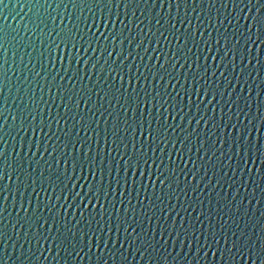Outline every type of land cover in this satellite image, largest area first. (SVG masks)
<instances>
[{
    "label": "snow or ice",
    "instance_id": "snow-or-ice-1",
    "mask_svg": "<svg viewBox=\"0 0 264 264\" xmlns=\"http://www.w3.org/2000/svg\"><path fill=\"white\" fill-rule=\"evenodd\" d=\"M27 3L37 8L34 17L29 18V23L32 25L29 34L35 33L41 37V44L47 52V56L44 52L39 54L41 71L45 72L46 76L55 72L52 79L46 81L49 93H51L53 87L58 91H62L64 95H61V101L63 102L66 96L72 107H69L68 103H64L63 107L66 111L53 116L50 110L51 106H48L49 110L47 116H45L41 103L47 105L48 102L44 100L43 95L39 98L36 97L31 87L33 80L28 79L27 76L23 78L17 76L15 87L18 95L4 94L6 87H12L9 76L12 65L8 63L4 53H7L8 47L12 45L15 37L9 39L10 34L5 29L0 28V121H2L0 122V264H6L5 258L14 260L15 264H33L34 261H39L41 257L47 259L46 253H51L53 258L60 256L61 253L64 254L65 259L67 257H79L80 252L84 251L85 248L88 249V252H91L93 245L102 254L106 249L110 253L113 264H116L117 253H119L120 264H129L128 255H132L135 259L137 254L141 258L147 254L152 264H157L159 260H166L169 256L172 257L173 261L178 259L187 261V258L191 255L198 261L199 253H203L207 257L209 252L213 257L219 252L220 260L224 264H229V261H231V264H237V258L243 259L245 256L249 258L255 256L260 259L261 264H264V220L259 222L258 233L253 231L252 229H255L256 225L251 223L250 208L244 206L243 197L237 200L240 187L246 186L243 179L244 174L247 173L249 177L252 175L249 165L256 166L257 160L260 161L261 165H264V142H262L264 137L260 135L261 129H264V111H261L264 108V101H257L256 115H252V104L250 103L254 87H260L256 85V77L252 73L256 71L259 75V72L264 71V61H261L258 56H253V49L259 50L257 42L264 44V11H261V9H264V0H247L246 3L245 0H68V3H71L73 8L79 9L81 14H83L84 8L88 9L92 23L88 24V17L84 18L87 31L82 30L79 24L75 22L80 17H76L72 21L73 27L56 30L58 27L55 25L56 17L52 15L49 9L56 11L57 8L63 6L66 10L67 3H65V0H27ZM53 4H56V8H53ZM229 4L232 5L231 9L228 7ZM241 4L248 8V13H252L251 16L244 12V8L240 7ZM0 5H4V0H0ZM121 5L126 9L131 7L139 9L143 5L144 10L140 12V16L148 20V30L145 31L144 20L137 17L136 27L138 32L134 36L129 25L124 23L123 20H119V13H116L117 20L123 27L118 31H113L112 29L116 27L117 20H113L111 9H120ZM189 5L200 6L201 12L205 8L208 9L206 13L207 24L203 19H200V13L196 14V19L200 25L197 31L191 30L192 19L187 10L184 12V18H173L171 11L173 7L176 9L178 17L181 6L187 9ZM256 5H259V7H256ZM4 6L7 7V5ZM253 7L256 8L255 13L252 12ZM93 8L99 9L100 22L107 29V34L101 31L97 35V32L92 31L94 27L99 28L96 12L92 10ZM214 8L217 12L215 21L211 15ZM221 8L224 9V13L220 12ZM40 9H43V11H40ZM149 10L151 11V19L148 17ZM192 12H196V7H192ZM124 15L127 17L128 12L126 11ZM132 16H136V11L132 12ZM221 16H223V19H221ZM63 19L61 17L62 22ZM69 19H72L71 16H69ZM153 19L155 24L159 26L155 31L151 27ZM49 21L52 22L51 30H49ZM109 24L112 25V28L108 27ZM165 24H167V28H165ZM177 24H180L184 30L181 31L177 28ZM209 28L216 33L214 40L216 53L222 52V54L219 56L215 54L204 55L203 65L200 63L201 56L199 55L189 63L191 57L188 56V53L192 52L193 47L197 48L198 51H203L197 42V36L203 38L205 29ZM221 28L224 30L221 31ZM161 29H164V31H161ZM25 30L28 31L27 25ZM126 31L127 35L125 34ZM165 31L177 42L176 50L171 55L163 53L164 60L160 61L161 54L156 47H152V52H157L155 59L159 62V67L153 65L152 68H155V71H153L152 68L145 65L148 72V75H145L137 66L138 74L131 73V64L125 65L124 61L128 60L129 57L135 60L136 56H139L143 62L145 55H148V59L151 61L153 57L149 55V49L144 46V41L147 39L149 45H151L154 38L155 43L159 45L162 38L171 43L172 41L165 35ZM212 31L208 32L209 38L212 37ZM149 33H152L151 37H149ZM157 33H159L158 36ZM254 35L255 38H253ZM45 36L47 40L44 39ZM136 36H139L140 39L135 46L142 49L143 54L137 52L136 56H133L132 52L129 51L125 55L123 45L125 42L131 45ZM202 42L207 47L208 53L211 54L212 45L208 40H202ZM190 43L191 47L189 46ZM84 45H87V47H84ZM14 47L19 50L22 47H29V45H22L18 42ZM81 48H83L85 65H89V61L93 60V57L87 54H96L97 49H100L98 57L89 67L85 68V75L91 80L92 75L95 74L100 83L108 81L111 77V82L106 88H97L93 85V88L89 89L85 85L80 89L73 90L76 80L83 81L84 79V76L80 74V68L73 67V60L77 65L80 64ZM71 49H76L75 56H73ZM63 50H68L67 67L63 63L65 56H57V53H62ZM16 54V52L13 53L14 56ZM24 55H29L28 63L30 64L33 63V58L30 53L20 55L19 64L27 69ZM57 59L61 61L59 70L56 68ZM101 59H103V64L100 63ZM181 59H183V63H181ZM254 59L260 65L259 69L252 63ZM209 60L215 62V67L212 68L211 72H209ZM45 61H47V64ZM13 63H15V60H13ZM49 64L51 65L50 68L48 67ZM165 64H168L169 67H165ZM178 64L180 68L187 66V69H192L193 80L199 84V87H193L191 91L184 90V94L189 101L187 112L183 107L184 101L180 98V91L176 90L175 86L170 83L173 79H176L174 73L178 70ZM97 65L100 66V70L93 73L90 69H97ZM193 65H195V69H193ZM105 66H107L109 75L101 76L100 72L104 70ZM125 67L129 69L128 87L132 88L131 92L127 91L123 83ZM34 68L35 65H33V71ZM201 68L202 71H196V69ZM69 70L72 72L71 75H69ZM61 71H63V75L60 74ZM113 73L119 75L121 81L119 87H116ZM217 73L219 77L223 78V91H219L221 84L218 79H216L214 87L206 86L213 84L210 77L216 78ZM149 75L152 77V81L160 84V88H163L164 91L162 92L155 87L150 91L148 88L142 87L143 96H141L140 91L132 86V79L135 77L136 81L143 80L144 83L151 84L152 81L148 79ZM184 75L187 80V71ZM35 76H40V72H35ZM46 76L42 79H46ZM165 76L168 77V82L161 84L160 82L165 80ZM65 78L72 83L73 88H67L56 83L57 79L63 81ZM233 80H235V83H233ZM261 83L264 84V81H261ZM20 85H24V87L21 88ZM36 86L40 88L42 93L44 86L40 85L38 81ZM170 87L175 95L168 91ZM122 89L124 91H121ZM93 92L97 97L96 102L92 101ZM260 92H264V87H260V91L256 92L257 97L260 96ZM193 95L197 98L194 105L195 112L192 111L193 105L191 103ZM217 95H219L220 100H223L221 112L224 114L221 116L220 122L216 121L214 115L208 116L209 111L211 110L214 113L217 105L220 104ZM25 96L27 97V103L24 100ZM208 96L211 98L205 103L204 97ZM226 96L227 99H225ZM9 99L17 103L20 119L18 128L15 123L10 124L8 116L4 115L7 109L11 107ZM242 100L244 101L243 105H241ZM53 103H55L54 98ZM105 104H107V107H105ZM29 105L31 106L29 107ZM178 105L180 106L178 107ZM209 105H211V109H209ZM225 108L228 109L227 113L224 112ZM73 109H75V112H73ZM169 109H171V112L180 115V120L182 122L186 120V123H168V116L165 113L171 115ZM25 112H27V115H25ZM98 112L99 116H97ZM18 116L12 115L11 121L15 122ZM77 116L80 117L79 120L76 119ZM38 117L39 121L37 120ZM101 118H103L105 125L103 129V148L101 147ZM171 118L173 121L176 119L175 116ZM61 119L65 122L71 119L73 121L72 129H76V125H79L75 135L79 137L80 132L84 133L85 140L79 141L82 148L87 142L88 133L91 129L95 137V147L89 142L87 143V149L81 155L72 156L71 152L66 150L69 148V144L75 150L78 141L72 139L73 133L71 130L64 131V129L59 128ZM257 119L259 125L254 123ZM202 122L204 127L216 129V133L208 132L205 134L204 139H201L197 127ZM25 124L32 128L34 134L37 128L44 132L45 127H47L48 132H52V125H57L59 131L65 137L64 140H61L60 136H56V133L52 132V136H55L56 140L64 145V149L58 152L59 158L53 156V152H57L58 146L53 147L51 152L48 147H43V151H41L42 145L39 142L32 141H29L27 145L21 141L19 147L13 144L12 151L9 152L6 148L7 140L5 139V136L11 135L8 129L15 128L19 133L24 130ZM177 128L180 129V132L186 134L183 139L177 133ZM223 130H227V132ZM48 132H44V135L48 140H51L52 136H49ZM253 132L257 133L255 137L252 135ZM193 135L197 138L196 159L194 160L192 155H189L188 159L185 160L183 150L187 148L188 153L193 152L192 147H189L191 144L189 137ZM213 136H215L214 139ZM109 144L112 147H108ZM113 152L116 153L119 160L116 159V156H113ZM45 153L51 157L52 162L44 160L46 168L41 167L37 175L33 164L39 166L40 160H34L33 158L39 155L40 159H43ZM89 153L94 154L90 155ZM173 153H175V157ZM25 158H27V168L25 167ZM165 158L168 164H165ZM176 158L184 164V167L179 165L170 166L175 164ZM69 159H71V165H69ZM197 160L200 161L199 166L196 163ZM149 161H151V165ZM61 163L64 165L62 169ZM189 163L192 165L191 168H188ZM153 165L155 166L154 169L152 168ZM69 167L71 171H69ZM142 167L148 172L147 182L143 179L133 178L136 177L137 172H139L140 177L144 176V172L140 171ZM210 168L212 176L216 178L214 184L212 179L209 178ZM77 170H79V174ZM86 171L87 175H85ZM114 171L115 175L113 174ZM122 171L123 175H120ZM257 171L261 177V183L264 184V167H258ZM45 172H47V175ZM229 172L232 175H229ZM237 172L241 174L239 178H237ZM13 176L16 178L14 181ZM88 177H91V180ZM181 177H183V188L180 187ZM5 178L16 185V193L21 197L18 208L15 196L9 201V195L6 193L11 194V188L2 183ZM205 178H208L205 184L208 192L205 194L209 196L217 188L223 191L224 184L229 181H231L228 184L229 188L236 187L231 194V199L225 195L221 198L223 203H221V200L216 201L217 207L215 209L210 207L205 211L203 201H199L201 211L197 212L195 219H193L192 214L188 212V208L190 207L193 211H196L195 203H188L185 206L180 202V196L183 194L186 199L190 200L188 190H191L199 197L201 193H204V189L200 188V183ZM193 180H196L195 185L192 184ZM77 181H86L87 189L83 192L78 191V186L83 189L84 185L83 183L78 185ZM252 182L255 184V180ZM149 183H151L154 190L155 201L147 196ZM157 184L160 185L159 195L155 193ZM173 184H175V187H173ZM37 185L40 191L45 193L50 188L53 191L59 188L61 196L56 197L59 209H64L65 203L72 207V202L79 200L80 203L75 204V207L81 209L80 219L73 223L72 220L75 217L73 216L70 219L66 209L63 215H52V209L56 205L52 204L50 198L47 203H43V207H41L42 202L39 199L33 205L31 198H29L26 206L24 195L27 193L28 188H32L33 193L38 197ZM136 185H139V187H135ZM209 185H211L210 188ZM255 187L260 188L262 200H264V188L260 185H255ZM141 189H143L145 198L148 200L147 205L140 199ZM126 191L128 193L127 204H125L124 199ZM133 191L136 193V205L132 203L131 192ZM220 191L216 192L217 196L220 195ZM65 193L68 194L65 195ZM117 193L119 194L121 208H117L115 200L109 199L110 196L117 197ZM101 198H103V203ZM174 198L177 203H180L183 212L187 214V223H185V218L180 215V210L177 209L176 204L171 203ZM252 199H255L254 195L249 199V205H251ZM165 200L170 203L165 205ZM84 201H88V203L85 204ZM93 201H95V204L92 203ZM9 203L18 213L14 222L5 220V214L10 215L8 213ZM105 204L109 207H105ZM211 204L212 201L209 199V205L211 206ZM81 205H83V208L91 205L92 209H96L99 205V210L96 214H92L90 211L89 219L84 220ZM159 205L165 206L159 207ZM30 208L31 212L29 213ZM109 208H111V211ZM157 209L165 218L164 222L161 221V216L156 215ZM20 211H23L26 215L20 216ZM150 212L151 215H149ZM169 213L173 215L169 216ZM252 215L254 216L255 213H252ZM201 216H203V219H201ZM260 216L264 217V211L260 212ZM105 217H107L106 221ZM176 217H179V221ZM153 218H155L159 232L151 228ZM145 220L148 221L149 225L147 229L144 227ZM102 221L105 222L102 223ZM205 221H207V224ZM78 225L81 226L77 227ZM54 226L55 232L53 231ZM122 226L123 232H121ZM9 228L11 231H9ZM84 228H87V231ZM129 228H131V232H129ZM137 228H139V231H137ZM221 241H223L222 244ZM169 242H171V247H169ZM110 244L111 247H109ZM117 244L119 247H116ZM43 245L48 246L44 247ZM101 245H103V248H101ZM194 245L195 252H193ZM128 249L132 251L127 252ZM102 260L103 255L97 258V264H100Z\"/></svg>",
    "mask_w": 264,
    "mask_h": 264
},
{
    "label": "water",
    "instance_id": "water-1",
    "mask_svg": "<svg viewBox=\"0 0 264 264\" xmlns=\"http://www.w3.org/2000/svg\"><path fill=\"white\" fill-rule=\"evenodd\" d=\"M247 2V0H245V3ZM65 3H67V9L65 10L63 8V6H61L60 8H57L56 11H52V9H49L50 12H52V15L54 17H56L55 20V25L58 26L56 28L57 31H59L61 28H71L73 27V23L72 21L75 20L76 17H80L79 20H75L76 23L79 24V27L84 30L87 31V28L85 26L84 23V18L88 17V24L92 23V20L90 18V14L88 12L87 8H84L83 14H81L80 10L77 8H73L71 3H68V0H65ZM4 5H7V7H5ZM4 5H0V28L5 29L10 35H9V39H12L13 37H15V40H13L12 45H10L8 47V51L7 53H4V55H6L7 59H8V63L10 65H12V70L9 71V76L11 78V88L6 87L4 89V94L5 95H18L16 92V87L15 85L17 84V76H20L21 78H23L24 76H27L28 79L33 80V85L31 86L33 88V91L36 94V97L39 98L41 95H43L44 100H46L48 102L47 105L41 103V108L44 110V115L47 116L49 107L51 106V113L53 116H56L57 113H64L66 110L63 107L64 103H68L69 107H72L71 102H69L67 100V97L65 96L64 101H61V95H64V93L62 91H58L55 87L52 88L51 93H49L48 90V85L46 81H50L52 79V75H55V72L48 74L46 76L45 72L41 71L40 68V52H44L45 56H47V52L44 49V47L41 44V37L37 36L35 33H32L31 35L29 34L31 32L32 29V25L31 23H29V18L30 17H34V15L37 13V8L32 7L31 4L27 3V0H4ZM23 5V7H22ZM91 7V5H89ZM192 7H196V12H192ZM217 7H219V5H217ZM229 9L232 8V5L229 4ZM241 8H244V12L248 13V8L244 7V4L240 5ZM256 7H259V5H256ZM53 8H56V4H53ZM165 8H167V6H165ZM93 11L96 12V16H97V25H99V28H93L92 31L97 32V35H99V33L101 31H103L105 34H107V29L104 28V26L101 24L100 22V11L97 8H93ZM144 10V6L141 5V7L139 9H136L134 7L131 8H125L123 5H121L120 9H116V8H112L111 11L113 13V20H117V16L116 13H119V20H123L124 23L128 24L129 27L132 30V34L135 36L136 33L138 32V28L136 27V19L137 17H139L141 20H144V27H145V31L148 30V20H146L143 16H140V12ZM185 10L188 11L190 18L192 19V26H191V30L192 31H197V29L200 27L199 25V21L196 19V14L200 13V19H203L205 24L208 23V20L206 19V13L208 12V9L205 8L203 12H201V8L200 6H196V5H189L187 7V9L184 8V6H181L180 12H179V16L177 17L176 14V9L175 7H173L172 14H173V18L174 19H182L184 18V12ZM40 11H43V9H40ZM105 11H107V9H105ZM128 12L127 17L124 15L125 12ZM136 11V16H132V12ZM256 8L253 7L252 8V12L255 13ZM261 11H264V9H261ZM221 13H224V9H220ZM57 13H59V15H57ZM226 14V13H225ZM252 13H248L249 16H251ZM211 15L213 17V20L215 21L217 12L216 9H212L211 11ZM69 16H71V20L69 19ZM61 17H63V22L61 21ZM148 17L149 19H151V11L149 10L148 12ZM221 19H223V16H221ZM119 20H117L116 23V27L114 29H112L113 31H118L120 28L123 27V25H121L119 23ZM163 23V21H162ZM225 23H227V21H225ZM243 23V21H242ZM27 25L28 31L25 30V26ZM217 26H219L217 24ZM109 28H112V25L109 24L108 25ZM151 27L153 29V31H155V29L157 27H159L158 25L155 24V20H152L151 23ZM167 24H165V28H167ZM52 28V22L49 21V30H51ZM177 28H179L181 31H183V27L180 24H177ZM224 29L221 28V31H223ZM161 31H164V29H161ZM212 31L210 28L209 29H205V36L203 38H200L199 36H197V42L200 45V48L203 51H198L197 48L193 47L192 48V52L188 53V56L191 57L189 63H191L193 60H195V57L197 55L201 56V65L204 64V60H203V56L204 55H217L219 56L221 53H216V45L214 43V40L216 38V33L215 31H212V37L209 38L208 37V32ZM255 32V30H254ZM125 34L127 35V31L125 32ZM149 37L152 36V33L148 34ZM159 35V33H157V36ZM165 35L168 36V39L171 40V43H168V41H165L164 39L161 38L159 45H157L155 43V39L153 38L152 44L149 45L148 40L145 39L144 41V46L148 47L149 49V55H151L153 57V59L151 61H149L148 59V55L144 56V61L142 62L139 58V56H136L137 52L142 53V49L140 48H136V42L140 39L139 36H136V39L133 40V43L131 45L127 44V42H125V44L123 45V48L125 49V55H127V53L129 51L132 52L133 56H136V59L133 60L132 57H129L128 60L124 61L125 65L131 64V73H137V66H139L140 71L144 72L145 75H148V72L145 68V65H148V67L152 68L153 65H155L156 67H159V62L155 59V57L157 56V52H152V47H156L158 49V52L161 54L160 55V61L164 60V56L162 55L163 53H168L169 55H171L172 52H174L176 50V44L177 42L175 40L172 39V36L165 31ZM253 38H255V35L253 36ZM45 40H47V37H44ZM202 40H208V42L212 45V53L209 54L207 51V47L204 45V43L202 42ZM21 43L22 45H29V47H22L21 49L17 50L14 45L16 43ZM259 44V50L257 49H253V56H258V58L261 61H264V44H260L259 41L257 42ZM189 46L191 47V43L189 44ZM79 47V45H78ZM84 47H87V45H84ZM119 47V46H118ZM100 49H97V53L96 54H92V53H88L87 55H90L93 57L92 61H89V65L98 57ZM16 52L17 54L14 56L13 53ZM71 52L73 54V56H75L76 54V49H71ZM22 53H30V56L33 58V63H28L29 60V55H24V62L25 64H27V69H24L22 65L19 64L20 61V55ZM143 54V53H142ZM59 55H64L65 56V60L63 61L65 67L68 66V61H67V55H68V50H63L62 53H57V56ZM13 60H15V63H13ZM45 63L47 64V61H45ZM101 64H103V59H101L100 61ZM181 63H183V59H181ZM210 67H209V72H211L212 68L215 67V62L209 60L208 61ZM252 63L254 65H256V68L259 69L260 65L256 63V60L254 59L252 61ZM60 64L61 61L59 59L56 60V68L57 70L60 69ZM33 65H35L34 71H33ZM89 65H85L84 64V53H83V48H81V56H80V64L77 65L75 63V60H73V67H78L80 68V74L82 76H84L83 81L77 79L76 80V84H75V88L73 89L74 91L76 89H80L82 87H84L85 85L87 86V88L91 89L93 88V85H95L97 88H106L107 85L111 82V77L109 78L108 81H105L104 83H100L97 80V77L95 74L92 75L91 80H89V77L87 75H85V68L89 67ZM48 67L50 68L51 65L49 64ZM165 67H169L168 64H165ZM177 71L174 73L176 79H173L170 83L171 85L175 86V89L180 91L181 96L180 98L183 99L184 104L183 107L185 109V112L188 111L189 108V101L187 99V97L184 94V90L187 89L188 91H191L193 87H199V84H197L192 77V69H187V66H185V68H180L179 64L177 65ZM193 69H195V65H193ZM238 69H239V64H238ZM93 73L98 72L100 70V66L97 65V69H90ZM153 71H155V68H152ZM187 71V80L185 78L184 73ZM196 71H202L201 69H196ZM35 72H40V76H35ZM61 75H63V71L60 72ZM72 72L71 70H69V75H71ZM101 76H108V72H107V66H105L104 70L102 72H100ZM113 76H115V80H116V87H119L121 81L119 79V75H116L115 73L112 74ZM252 75L254 77H256V85H259L260 87H264V84L261 83V81H264V71L259 72V75H257L256 71H253ZM46 79H42V77H45ZM34 77V79H33ZM128 79H129V69L127 67L124 68V81L123 83L125 84L127 91L131 92L132 88L128 87ZM149 81H152V77L149 75L148 76ZM210 79L213 80V84L212 85H206L208 87H214L215 86V81L216 79L219 80L221 87L219 89V91H223V78L219 77V74L217 73V77L216 78H212L210 77ZM230 79H232L230 77ZM39 82L40 85H43V92L41 93L40 88L38 86H36V82ZM164 82H168V77L165 76V80L161 81L160 83H164ZM56 83H59L61 85L66 86L67 88H73V85L71 82H69L67 80V78H65V80L61 81L59 79H57ZM233 83H235V80H233ZM132 86L135 87L137 89V91H140L141 96H143V91L141 90V88H148L150 91L153 89V87L159 89L160 91H164L163 88H160V84H157L155 81H152L151 84H147L144 83L143 80L141 81H136L135 77H133L132 79ZM21 88L24 87V85H20ZM260 87H254V91L252 93V100L250 101V103L252 104V115H256L257 112V101L261 100L264 101V92H260V96L257 97L256 92L260 91ZM121 91H124L123 89ZM168 91L172 92L173 95H175V92L172 91V88L170 87L168 89ZM103 94V93H101ZM53 98L55 100V103H53ZM211 97H204V101L205 103L208 102V100ZM234 98V97H233ZM225 99H227V96L225 97ZM25 103H27V97H24ZM217 100H220L219 95H217ZM92 101L96 102L97 101V97L95 95V93H92ZM197 101V98L195 95L192 96V111L195 112L196 109L194 107L195 103ZM113 103H115V101H113ZM213 103H215V101H213ZM244 101H241V105H243ZM9 104L11 105V107H9L7 109V111L4 113L5 116H8V121L9 123H15V126L18 128L20 125V119L18 116V108H17V103L13 102L11 99H9ZM223 105V100H220V104L217 105L215 112L213 113L211 110L208 113V116H215L216 121L220 122V118L221 116L224 114L221 112V106ZM31 105H29L30 107ZM59 106V107H58ZM180 105H178L179 107ZM83 107V105H82ZM105 107H107V104H105ZM209 109H211V105H209ZM169 111L171 112V109H169ZM245 111H247V109H245ZM261 111H264V108L261 109ZM73 112H75V109H73ZM224 112L227 113L228 109L225 108ZM12 115H17L18 118L15 122L11 121V116ZM25 115H27V112H25ZM106 115V113H105ZM166 116H168V123H173V124H183L186 123L185 121H181L180 120V115H178L175 112H171V115H168V113H165ZM97 116H99V112L97 113ZM172 116H175L176 119L175 121L172 120ZM207 118V117H206ZM77 120L80 119L79 116L76 117ZM233 119H235V117H233ZM37 120L39 121V117L37 118ZM2 122V121H0ZM247 122V121H245ZM254 123H256L257 125H259V121L258 119L254 121ZM72 124L73 121L70 119L69 121L65 122L63 119H61L60 121V125L59 128L64 129V131H72L73 136L72 139L77 140V144H76V149L73 150L71 144H69V148L66 151H70L72 156H79L81 155V153L83 151H85L87 149V143H91L93 145V147H95V137H94V133L91 131V129L89 130L88 133V139L87 142L84 144V147H81V144L79 143V141L81 140H85V136L83 132H80L79 137H76L75 132L77 129H79V125H76V129H72ZM104 120L103 118L100 119V130H101V147L103 148V129H104ZM222 127V126H221ZM8 131L11 132L10 136H5V139L7 140V145L6 148L9 152L12 151V145L15 144L17 147H19L21 141H23L25 143V145H27V143L29 141L32 142H39L42 146H41V151H43V147H48V150L51 152L53 147H57L58 146V150L57 152H53V156H57V158H59L58 156V152L59 150L64 149V145L63 143H61L60 141H57L55 136H52V132L56 133V136H60L61 140H64L65 137L62 135V133L59 131L57 125L53 124L52 125V132H48L47 127H45L44 132H48L49 136H52L51 140H48L47 137H45L44 132H41L39 128H37L36 133L34 134L32 132V128L29 127L27 124H25L24 126V130H22L21 132H17L15 130V128H9ZM216 129L214 128H206L203 125V122L201 123V125L199 127H197V132L200 133V138L204 139L205 134L208 132H212V133H216ZM224 132H227V130H223ZM177 133L179 134L180 138L183 139L185 137V133L184 132H180V129L177 128ZM253 137H255L257 135L256 132H253ZM260 135L262 137H264V129H261ZM13 137H15V139H13ZM174 138H175V134H174ZM215 138V136H213V139ZM189 139L191 140V144L189 145V147H192L193 152L192 153H188L187 148H185L184 151V156H185V160L188 159L189 155H192L193 159H196L195 156V148L197 147V138L195 137V135H193L192 137H189ZM55 141V143H54ZM46 142V143H45ZM262 142H264V140H262ZM179 146V145H177ZM108 147H112L111 144L108 145ZM170 149V146H169ZM106 151V149H104ZM90 155H93L94 153H89ZM14 155V154H13ZM30 155V154H29ZM174 157H175V153H173ZM113 156H116V153L113 152ZM26 159V164L25 167L27 168V158ZM34 160H40V165L37 166L36 164H33V168L36 169V173L37 175L39 174L40 168L44 167L46 168V165H44V160H48L50 163L51 161V157H49L47 155V153L44 154V158L40 159L39 155H37L36 157L33 158ZM116 159L119 160V157L116 156ZM159 162V161H157ZM197 165L199 166L200 161L197 160L196 161ZM149 164L151 165V161H149ZM165 164H168L167 159L165 158ZM69 165H71V159H69ZM175 165H179L180 167H184V164H182L180 162V160L178 158L175 159V164L174 165H170V166H175ZM64 167L63 163H61V169ZM154 165L152 166V168L154 169ZM192 165L191 163L188 164V168H191ZM249 167L251 168V177H249V175L247 173L244 174L243 179L246 182V186L245 187H240L239 189V194L237 195V200H239L241 197L244 198V206L246 208H250L249 211V215L252 216V220L251 223L256 225L255 229H252L253 231H256L258 233L259 231V222L261 220H264V217L260 216V212L264 211V200H262V193L260 191V188L255 187V185H260V187L264 188V184L261 183V177L257 171L258 167H264V165L260 164V161L257 160L256 162V166H252L249 165ZM225 170H227V168H225ZM30 171V170H29ZM69 171H71V168L69 167ZM140 171L144 172V176L140 177L139 176V172H137L136 177H133L134 179L139 178V179H143L147 182L148 180V172L145 171V168L142 167L140 169ZM77 173L79 174V170H77ZM45 174L47 175V172H45ZM115 175V171L113 173ZM229 175H232L231 172L228 173ZM85 175H87V171L85 172ZM120 175H123V171L120 173ZM129 175H131V173H129ZM240 173L237 172V178L240 177ZM199 178V177H198ZM209 178L212 179V183L214 184L216 181V178L214 176H212V170L210 168L209 171ZM15 176H13V181L15 180ZM89 180H91V177H88ZM153 179H155V177H153ZM207 179L205 178L204 181H201L200 183V188L204 189V193H201L199 195V197H197V194L192 192L191 190H188V197H190L191 199H186L183 194H181L180 196V202L183 203L185 206H187L188 203H195V208L196 211H193L192 208H188V212H190L192 214V218L195 219L197 212L201 211V207H200V203L199 201H203L204 203V210L207 211L210 207L212 209H215L217 207L216 205V201L217 200H221V198L225 195L228 196L229 199H231V194L234 191L236 186H233V188H229L228 184L231 183V181H229L228 183L224 184V189L223 191H220L219 188L215 189L212 191L211 195H206L205 193L208 192V188H205V184L207 183ZM226 179V178H225ZM253 180H255V184H253ZM3 184L8 185L11 188V194L6 193L7 195H9V201L12 200L13 196H15V199L17 201V208L19 207V200L21 199L20 195L18 193H16V185H14L12 183V181H9L7 178H5L2 181ZM83 183L84 188L81 189L77 188L78 191L83 192L84 190L87 189V182L86 181H77V184H81ZM239 183V180H238ZM192 184L195 185L196 184V180L192 181ZM135 187H139V185H136ZM173 187H175V184H173ZM180 187L183 188L184 187V183H183V177L180 178ZM211 187V185H209V188ZM115 188V186H114ZM159 189H160V185L157 184L156 185V189H155V193L156 195H159ZM36 191L39 193V196L37 197L36 194L33 193L32 188H28L27 193L24 195V201H25V205L27 206V201L29 198H31L33 205L36 204L37 200L39 199L42 203H41V207H43V203H47L49 198L51 199L52 204H55L56 207L52 209V215H63L65 209L67 210V212L69 213V218L72 219V217L74 216L75 219L72 220L73 223H75L76 220L80 219V210L79 208L75 207V204L80 203L79 200L72 202L73 206L69 207L68 203H65V208L64 209H59V203L56 200L57 196H61L60 190L59 188H57L55 191H53L51 188L48 190L47 193L40 191L39 186H36ZM129 191H131V189H129ZM153 188L151 186V183L148 184V192H147V196H150L152 198L153 201H155V195H153ZM220 191V195L217 196L216 192ZM68 193H65V195H67ZM255 196V199L251 200V205H249L248 201L252 196ZM119 194L117 193V197H109V199L115 200V202L117 203V208H121L122 206L119 204ZM136 193L133 191L131 192V198H132V203L133 205H136ZM125 204H127V200H128V193L127 191L125 192ZM140 199L142 200V202L147 205L148 204V200L145 198V193L143 191V189L140 190ZM209 199H211L212 204L211 206L209 205ZM259 201V202H258ZM61 202H63V200H61ZM101 202L103 203V198H101ZM85 204L88 203V201H84ZM93 204H95V201L92 202ZM170 202L165 200V205L169 204ZM172 204H176V207L178 210H180V215L183 216L185 218V223L188 222V216L186 213L183 212V210L180 207V203H177L176 199L174 198L171 201ZM221 203H223V201L221 200ZM158 204V201H157ZM165 205H159V207H164ZM51 206V205H50ZM105 207H109L107 204H105ZM81 208H83V205H81ZM138 211H139V207L137 205ZM59 210V211H58ZM99 210V205H97L96 209H92L91 205H89L87 208H83V219L84 220H88L89 219V213L90 211L92 212V214H96V212ZM109 210L111 211V208H109ZM167 210V209H166ZM234 210V209H233ZM31 212V208L29 209V213ZM8 213H10V215H8L7 213L5 214V220L9 221V222H14L15 218L17 217V210L14 209L11 206V203L8 204ZM252 213H255V215L253 216ZM122 214V213H121ZM215 215V212L213 213ZM20 216H24L26 215L23 211L19 212ZM115 215V213H114ZM149 215H151V212L149 213ZM156 215L157 216H161V221L164 222L165 218L161 215V213L158 211V209L156 210ZM172 213H169V216H172ZM99 218V217H97ZM177 221H179V217H176ZM201 219H203V216H201ZM217 219H219L217 217ZM107 220V217H105V221ZM105 221H102V223H104ZM115 222V221H114ZM170 223V221H169ZM205 223L207 224V221H205ZM81 225H78L77 227H80ZM144 227L147 229L149 227L148 225V221L145 220L144 221ZM218 227V225H217ZM151 228L155 229L157 232H159V228L156 225V221L155 218H153V223L151 225ZM63 230V229H61ZM85 231H87V228H84ZM129 232H131V228L128 229ZM9 231H11V229L9 228ZM53 231L55 232V226L53 227ZM137 231H139V228H137ZM121 232H123V226L121 227ZM89 235H91V233H89ZM167 235V234H165ZM201 242H203V240H201ZM223 243V241H221V244ZM44 247H47L48 245H43ZM112 245L110 244L109 247H111ZM116 247H119V245L117 244ZM127 247V245H126ZM169 247H171V242H169ZM101 248H103V245H101ZM187 250V249H185ZM131 249H128L127 252H131ZM193 252H195V245L193 246ZM127 254V253H126ZM47 256V259H44L43 257H41V259L39 261H34L33 264H97V258L100 257L101 255H103V260L100 261V264H113V260L110 258V253L105 249L103 254L100 252V250H98L95 245L92 246V250L91 252H88V249L85 248L84 251L80 252V256L79 257H67L66 259L64 258V254L61 253L60 256H56L55 258H53V255L51 253H46L45 254ZM6 259V264H15L14 260H7ZM128 261L129 264H152V261H150L148 259L147 254H145V256L143 258H141L139 256V254L136 255L135 259H133L132 255H128ZM116 264H120V259H119V253L116 254ZM157 264H224L223 261L220 260V253L217 252L216 256L213 257L211 252H209L208 256L205 257L203 255V253H199L198 254V261L197 259H194L191 255L187 258V261H185L184 259H178L177 261H173L172 257H167L166 260L161 259L157 262ZM229 264H231V261H229ZM237 264H261V261L259 258L253 256L252 258H249L248 256H245L243 259L237 258Z\"/></svg>",
    "mask_w": 264,
    "mask_h": 264
}]
</instances>
